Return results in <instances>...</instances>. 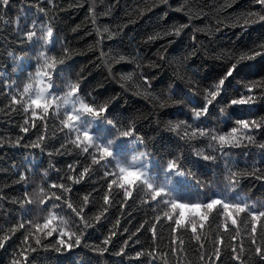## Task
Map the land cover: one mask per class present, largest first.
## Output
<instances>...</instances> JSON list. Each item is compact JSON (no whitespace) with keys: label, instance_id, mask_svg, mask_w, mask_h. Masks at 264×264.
<instances>
[{"label":"trees","instance_id":"obj_1","mask_svg":"<svg viewBox=\"0 0 264 264\" xmlns=\"http://www.w3.org/2000/svg\"><path fill=\"white\" fill-rule=\"evenodd\" d=\"M4 3L0 264H217V249L219 264H233L235 256V264H258L264 180L229 184L239 179L233 173L264 167V126L242 133L252 143L223 150L212 137L238 127L239 119L264 123V6L255 0ZM45 23L55 28L51 42ZM232 64L238 65L213 99L218 77ZM42 89L47 108L32 103ZM205 96L212 102L194 118ZM241 96L254 99L231 104ZM100 106L104 113L93 115ZM128 127L134 133L118 136V128ZM170 158L177 169L166 168ZM35 225L57 232L47 236ZM63 230L83 233L82 243L56 252Z\"/></svg>","mask_w":264,"mask_h":264},{"label":"snow or ice","instance_id":"obj_2","mask_svg":"<svg viewBox=\"0 0 264 264\" xmlns=\"http://www.w3.org/2000/svg\"><path fill=\"white\" fill-rule=\"evenodd\" d=\"M160 2L166 4L167 0H160ZM255 2L259 3L262 6H264V0H255ZM47 3L48 4H52L53 0H47ZM4 6L7 7V0H5ZM90 11H91V9H90ZM37 12L38 13H44L45 16L47 15V10L45 8H43V7H39L37 9ZM260 20L264 21V16H260ZM250 23H253V21H250V20L246 21L245 22V27H247V25L250 24ZM33 26L34 25H31V24L25 25V27H28L29 31H31ZM44 27L46 29L47 38H48L49 42H51V40L55 38V28H54V26L51 23H45ZM17 29H20V25L19 24H17ZM173 34L175 36L179 37L180 34H181L180 29L177 28L174 31ZM23 35H24V37H26L29 40V36H28L27 32H24ZM23 43H24V39L21 38L20 39V44H23ZM261 47H264V45H261ZM120 59L123 60L124 57L121 56ZM241 59L243 60L244 58L242 57ZM247 59L250 60V59H252V57H247ZM237 65L238 64H232L231 67L227 68V71H224L223 74L218 77V81L219 82L215 85L216 90L215 91H211V93H210V95H211V97L213 99H215L217 97L218 92H221L222 86H224V81H225L226 77L231 75V73L233 72L234 68ZM73 87H75V90H76L75 94H76L78 92L77 85L73 84ZM204 99L207 102L204 104V107L202 109L201 108H194L192 110L194 118L200 117V116L204 115L207 112L208 104L211 103L212 101L208 99V96H205ZM253 99H254L253 97L245 98L244 96H241L239 99H232L231 100V104H248V103H251L253 101ZM104 111H105L104 106H100L99 110L96 109V111H94L92 114L93 115H97V116H101L104 113ZM110 123H111V121H110ZM170 124H171V122H170ZM235 125H237L238 127H231L226 133H223V134H220L218 136H213L212 137V139L214 141L218 142V144L220 145L221 150H223L225 146L237 147V146H239L241 144L242 141H245V140L248 141L249 143H252L253 137L250 136V135H246V134L242 135V133L246 132V130H248L249 128L260 129L262 126H264V123L257 122L255 119H253L251 121L246 120V119H239V120L235 121ZM172 128H173V130H175V125H172ZM130 132L134 133V129L132 127H128L126 129L118 128V133L117 134H118V136L127 137L130 134ZM200 134L202 136L205 135V131L201 130ZM87 135L89 136V142H90V134H87ZM33 146L37 147V148L41 147L40 144H34ZM260 147L264 148V144H261ZM197 155L199 156L200 153H197ZM225 155H227V153H225ZM203 159L205 161H210L211 162V161L215 160V157L212 156V155H205L203 157ZM166 168L168 170L177 169L178 168V164H177L176 160L175 159H171V158L168 159L167 164H166ZM232 175L233 176H237L238 175L239 179L235 183H230L229 184L231 189L236 188L237 185L240 183L242 178L254 177V178L259 179V180H264V167L252 168L251 171L244 170V171H241L238 174L237 173H233ZM24 178H25L24 177V173L21 172L20 173V179L23 181ZM69 179H71V177H69ZM57 187L62 188L63 191H65V192L68 191V188L64 187L63 185H59ZM108 187L111 188V183H109ZM129 195L126 196L125 198H128ZM59 198L60 197H56V199H59ZM157 198H159V197H157ZM216 198L217 199H222L221 197H216ZM84 199L87 200L88 197L85 196ZM108 202H109V196L105 195L104 196V203L107 204ZM225 202H227V201H225ZM21 203L23 204L24 202L21 201ZM44 203H45V201H43L42 204H44ZM67 206L70 209L73 208V205L71 203H69ZM245 207H247V205H245ZM254 207H255V205H254ZM73 211H76V209H73ZM254 215H256V213H254ZM258 215H259V219L257 220V222L261 221L262 223H264V210H260ZM96 219L99 220L100 217L97 216ZM156 219L160 220L161 217L160 218H156ZM35 227L38 230H42L43 234L47 235V236H53L54 233L57 232L55 230L49 232L46 229H41L40 225H35ZM85 227H88V225L85 224ZM66 231L67 230H63V231H61L59 233V238L56 240V246H54V250L56 252L70 250V249H72V248H74L76 246H79L82 243V239L81 238H82L83 233H80V234L70 233L68 235H65L64 233ZM252 232L253 233L257 232V223H256L255 228L252 230ZM69 236H71L72 238L70 239ZM65 237H67V239H65ZM37 243H40L39 239L37 240ZM108 243H109V241L107 239H105L104 244H108ZM84 246L87 247V245H84ZM253 246H255V240H253ZM172 250L175 251V248H173ZM123 252H124V249L122 248L121 249V253H123ZM255 252H256V255L259 257L258 264H264V243H262L260 246L255 247ZM143 255H144V253H142V252H136L135 253V256L137 258L142 257ZM147 255L151 256L152 252L151 251L148 252ZM216 257H217V264H219V259L221 257V253H220L219 249H217V251H216ZM238 259H239V257L235 256L233 258V264H235V261L238 260ZM13 264H15V262H13ZM208 264H212V261L209 260ZM249 264H251V261L249 262Z\"/></svg>","mask_w":264,"mask_h":264},{"label":"clouds","instance_id":"obj_3","mask_svg":"<svg viewBox=\"0 0 264 264\" xmlns=\"http://www.w3.org/2000/svg\"><path fill=\"white\" fill-rule=\"evenodd\" d=\"M115 35V34H113ZM33 104H37V105H41L42 107L44 108H47L48 105L51 103V101H46L44 99V96H43V89L41 90V92L36 96V98L32 101ZM72 119H74V117H72ZM132 175H135V174H132ZM195 210V209H193ZM50 217L49 216H46L43 223H45L46 220H48ZM47 230V229H46Z\"/></svg>","mask_w":264,"mask_h":264},{"label":"rangeland","instance_id":"obj_4","mask_svg":"<svg viewBox=\"0 0 264 264\" xmlns=\"http://www.w3.org/2000/svg\"><path fill=\"white\" fill-rule=\"evenodd\" d=\"M141 175H142V176H145V175L147 176V173L143 171V172L141 173Z\"/></svg>","mask_w":264,"mask_h":264},{"label":"bare ground","instance_id":"obj_5","mask_svg":"<svg viewBox=\"0 0 264 264\" xmlns=\"http://www.w3.org/2000/svg\"><path fill=\"white\" fill-rule=\"evenodd\" d=\"M254 21V20H253Z\"/></svg>","mask_w":264,"mask_h":264}]
</instances>
